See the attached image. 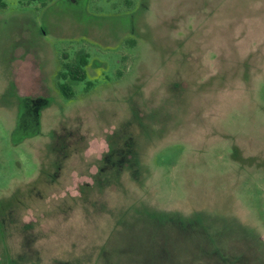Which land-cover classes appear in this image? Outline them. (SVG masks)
Instances as JSON below:
<instances>
[{
  "label": "rangeland",
  "instance_id": "rangeland-1",
  "mask_svg": "<svg viewBox=\"0 0 264 264\" xmlns=\"http://www.w3.org/2000/svg\"><path fill=\"white\" fill-rule=\"evenodd\" d=\"M2 3L0 264H264V0Z\"/></svg>",
  "mask_w": 264,
  "mask_h": 264
},
{
  "label": "trees",
  "instance_id": "trees-1",
  "mask_svg": "<svg viewBox=\"0 0 264 264\" xmlns=\"http://www.w3.org/2000/svg\"><path fill=\"white\" fill-rule=\"evenodd\" d=\"M2 6L3 3L0 0V7ZM88 58L87 53H82L77 60L68 59L65 53L58 57V69L54 76V86L63 99L73 100L75 98V93L68 84V81H84Z\"/></svg>",
  "mask_w": 264,
  "mask_h": 264
}]
</instances>
